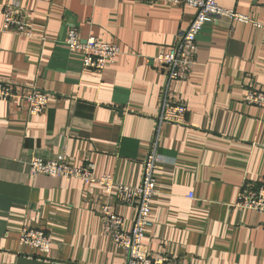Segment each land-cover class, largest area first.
I'll list each match as a JSON object with an SVG mask.
<instances>
[{
    "label": "crops",
    "instance_id": "obj_1",
    "mask_svg": "<svg viewBox=\"0 0 264 264\" xmlns=\"http://www.w3.org/2000/svg\"><path fill=\"white\" fill-rule=\"evenodd\" d=\"M0 82L48 94L41 116L20 100L0 101V264H127L105 233L98 208L108 201L131 231L136 209L75 178L32 176L34 158L64 156L124 186L142 183L157 131V189L144 245L152 258L180 264H264V214L234 207L244 183L264 179V110L244 102L249 86L264 93V31L221 18L198 37L197 65L171 83L170 99L187 106L184 126L157 125L166 77L159 63L190 26L195 10L147 0H16L27 13V38L2 33ZM263 22L264 0H219ZM120 48L103 72L70 52V28ZM52 239L41 256L20 232Z\"/></svg>",
    "mask_w": 264,
    "mask_h": 264
},
{
    "label": "built area",
    "instance_id": "obj_2",
    "mask_svg": "<svg viewBox=\"0 0 264 264\" xmlns=\"http://www.w3.org/2000/svg\"><path fill=\"white\" fill-rule=\"evenodd\" d=\"M155 3H167L175 6H189L195 10L193 20L188 29L183 32L177 43L167 52L150 62L159 63L166 77V85L163 89L159 106L157 125L187 124L188 109L184 103H176L170 99L169 87L171 83L187 81L197 65L198 37L206 24L215 22L221 18L237 21L243 24H253L264 31L263 22H255L248 16L237 13L235 10L223 8L219 0H147ZM2 33L17 34L27 38L35 35L31 31V25L27 13L16 3V0H7L3 8ZM66 44L70 52L83 53V67L96 72H103L115 63L121 51L114 44L104 43L90 37L81 38L77 28H70ZM48 94L37 89L28 88L20 90L12 84L0 82V101L10 102L20 100L27 105L30 116H41L48 105ZM245 104L264 110V93L253 85L249 86L244 98ZM159 131L152 141V147L143 164L142 183L138 187H130L118 184L114 178L108 175L96 177L93 168L73 167L64 156H58L52 160H44L34 157L28 164L29 173L36 176L50 178H75L87 184L101 186L105 189L108 198H115L118 204L134 207L137 211L131 231H125L124 220L114 210V205L109 201L98 208L103 228L113 243L121 248L127 255V264H180L176 259L167 256L154 259L144 245L146 228L150 225L152 201L156 196L157 178L156 172L161 163L157 153V141ZM239 210H249L264 214V179L258 185L244 183L240 189L237 201L234 205ZM20 245L37 250L41 256L50 253L53 241L51 237L41 229L24 228L20 232Z\"/></svg>",
    "mask_w": 264,
    "mask_h": 264
}]
</instances>
